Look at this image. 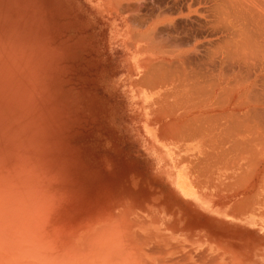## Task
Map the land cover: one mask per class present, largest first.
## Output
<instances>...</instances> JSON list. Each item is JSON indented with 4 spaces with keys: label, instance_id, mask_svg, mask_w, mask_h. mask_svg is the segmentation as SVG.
I'll use <instances>...</instances> for the list:
<instances>
[{
    "label": "bare ground",
    "instance_id": "bare-ground-1",
    "mask_svg": "<svg viewBox=\"0 0 264 264\" xmlns=\"http://www.w3.org/2000/svg\"><path fill=\"white\" fill-rule=\"evenodd\" d=\"M142 2L119 6L123 13H134L125 21L144 69L140 83L169 85L173 98L192 103L190 110L167 120L162 102L149 103V95L144 96L152 118L157 117L161 147L177 163L160 166L156 176L177 206L207 230L190 231L187 220L183 225L165 220L130 199L107 206L86 201L80 207L77 191L67 188L68 172L63 176L61 169L32 166L35 159L28 155L25 166L23 161V166H0V264H258V255L216 237L210 228L228 222L252 229L264 241V0H185V10L157 6V12L144 15ZM195 17L203 20L197 28L191 26ZM180 19L193 21L191 28ZM171 141L212 150H205L203 158L183 154L188 162L202 163L185 166L186 160L176 161L179 152ZM241 160L253 169L261 166L257 179L240 181L247 163ZM221 170L239 172V180H231V174L222 178Z\"/></svg>",
    "mask_w": 264,
    "mask_h": 264
},
{
    "label": "rangeland",
    "instance_id": "rangeland-1",
    "mask_svg": "<svg viewBox=\"0 0 264 264\" xmlns=\"http://www.w3.org/2000/svg\"><path fill=\"white\" fill-rule=\"evenodd\" d=\"M184 1L143 0L141 14L157 12V6L165 7L167 12L176 11L177 6L184 9ZM20 2L0 0V9H3L0 36L12 33L11 39L6 38L0 45V166H23V163L25 166L26 156L30 155L36 160L31 162L32 166L61 169V173L65 172L63 176L68 172L67 188L70 186L72 189H68L73 194L77 191L74 200L79 195L76 201L81 202L80 207L86 201L107 206L113 200L130 199L140 207L149 205L165 220L170 218L180 225L187 220L190 231L199 230L195 225L199 218L178 207L162 179L156 176L162 166H177V163L161 147L157 117L152 118L144 96L149 95V103L162 102L167 120L190 110L192 107L187 106L192 103L173 98L169 85L155 87L158 83L151 82L149 88L148 82L144 83L146 86L140 83L144 82V69L140 70V57L125 21L126 17L132 19L134 13H123L120 8L135 0L112 3L109 0H42L31 12L23 11ZM195 18L194 22L180 19V23H186L183 24L186 28L203 24V20ZM202 33L207 34L205 30ZM40 48L45 50L46 66ZM172 144L178 155H182L176 161L183 163L187 154V158L190 154L191 159L203 158L207 150V153L212 150ZM193 159L186 160L185 166L202 165L199 159ZM244 162L240 163L244 165ZM248 162L243 166L244 172L240 170L241 174L221 170L220 175L224 178L231 174L233 180L239 174L240 181L246 182L245 178L253 181L261 166L253 169ZM250 169L252 173L258 169L254 172L256 178L248 173ZM80 194L83 195L80 197ZM221 222L210 228L216 231V237L236 241L237 247L243 246L251 255H258V264H264V241L252 229ZM200 230L207 229L202 226Z\"/></svg>",
    "mask_w": 264,
    "mask_h": 264
},
{
    "label": "clouds",
    "instance_id": "clouds-1",
    "mask_svg": "<svg viewBox=\"0 0 264 264\" xmlns=\"http://www.w3.org/2000/svg\"><path fill=\"white\" fill-rule=\"evenodd\" d=\"M42 3V0H21L20 2V7L22 8L23 11L25 12H31L33 11L34 9L38 8V6ZM3 12V9H0V13ZM39 31V28L37 27V33ZM12 37V33H8L7 34V37L5 36H0V45H3L4 42H5V39H11ZM37 41L39 40V36L37 35L36 37ZM41 51V54L42 56L44 57L45 59V66H46V53H45V50L43 48H40L39 49Z\"/></svg>",
    "mask_w": 264,
    "mask_h": 264
}]
</instances>
